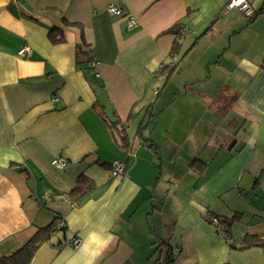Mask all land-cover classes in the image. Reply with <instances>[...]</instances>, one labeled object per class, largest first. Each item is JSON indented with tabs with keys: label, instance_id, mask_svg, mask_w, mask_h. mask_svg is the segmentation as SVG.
<instances>
[{
	"label": "crops",
	"instance_id": "crops-1",
	"mask_svg": "<svg viewBox=\"0 0 264 264\" xmlns=\"http://www.w3.org/2000/svg\"><path fill=\"white\" fill-rule=\"evenodd\" d=\"M228 1L0 0V257L59 217L30 264H152L162 239L173 264H264V44L235 39L264 42V0ZM211 215L237 217L229 241Z\"/></svg>",
	"mask_w": 264,
	"mask_h": 264
},
{
	"label": "trees",
	"instance_id": "trees-1",
	"mask_svg": "<svg viewBox=\"0 0 264 264\" xmlns=\"http://www.w3.org/2000/svg\"><path fill=\"white\" fill-rule=\"evenodd\" d=\"M50 42L52 43H59L62 41V37L56 38L52 32L49 34ZM180 47V44L176 41L173 43L172 49L170 51L171 58L175 57L177 55L178 49ZM264 66V63L263 65ZM173 72V68H171L165 78L167 81L171 74ZM147 116V113L144 115V121L142 120V123L140 124L138 128V133H141L143 130V122H145V118ZM152 117H149V120ZM194 164V163H193ZM93 188V183L87 179L84 176H81L76 186L66 195V197L69 199L70 202L75 203L82 199L88 192H90ZM219 219V218H218ZM237 217H233L230 220H223L219 219V224L221 225L223 229V237L225 240H230L229 238V228L233 221H235ZM63 221L59 217H55L52 219V221L47 224L44 227L38 228L35 233L30 237V239L16 252L11 254L8 257H0V264H30L32 262V259L34 258L36 252L47 242L50 241L52 235L56 231H65V223L64 226L58 228L59 223ZM170 240L168 239H162L159 241V244L157 245L156 252L158 258L156 264H173V256L172 251L173 248L169 243ZM263 245L262 240L256 236V235H247L243 245L240 247V249H246L254 246H260ZM155 258V259H156Z\"/></svg>",
	"mask_w": 264,
	"mask_h": 264
},
{
	"label": "built area",
	"instance_id": "built-area-1",
	"mask_svg": "<svg viewBox=\"0 0 264 264\" xmlns=\"http://www.w3.org/2000/svg\"><path fill=\"white\" fill-rule=\"evenodd\" d=\"M225 10L226 11L236 10V11L242 13L243 15H245L246 17H252L253 16V11H252L251 5L249 3V0H229L226 7H225ZM106 12L111 16H115V17L122 16V10L116 4L109 5L106 9ZM126 19H127L128 30H130V31L133 30L137 26V21L129 15L126 16ZM180 32L182 34L188 33V31L185 28H181ZM27 51H28V49L22 48L18 51V55L21 56ZM176 63H177V58L176 57L171 58L170 66H172ZM97 65H98L97 61L95 59L91 58L90 59V67L96 75H97V73H96ZM53 100H54V102L58 101L57 98H54ZM52 165L58 169H63L66 166V161H65V159H63L61 157H56L52 160ZM111 176L114 179L121 181L125 176V165L123 163L118 162V161H113L111 163ZM44 199L46 200L49 198L44 197ZM208 222L214 226V228L216 229L218 234L223 235V229H222L221 225L219 224V219L216 216H212V215L209 216ZM62 226H64V221H61L59 223L58 228H60ZM80 243H81V239L78 237H75V238L71 239L69 242H67L66 245L70 248L75 249L80 245ZM175 254H176V251L173 249L172 256L174 257Z\"/></svg>",
	"mask_w": 264,
	"mask_h": 264
},
{
	"label": "rangeland",
	"instance_id": "rangeland-1",
	"mask_svg": "<svg viewBox=\"0 0 264 264\" xmlns=\"http://www.w3.org/2000/svg\"><path fill=\"white\" fill-rule=\"evenodd\" d=\"M263 0H255L254 5L260 7L261 3ZM263 29L260 28L259 26H253L251 28H248V30H244L243 33H240V38H235V39H239V40H248V41H252L253 44V49L254 50H260L258 48L259 44H264L263 43H259V39H261V34H262Z\"/></svg>",
	"mask_w": 264,
	"mask_h": 264
},
{
	"label": "water",
	"instance_id": "water-1",
	"mask_svg": "<svg viewBox=\"0 0 264 264\" xmlns=\"http://www.w3.org/2000/svg\"><path fill=\"white\" fill-rule=\"evenodd\" d=\"M157 260H158V258L154 259V260L152 261V264H156Z\"/></svg>",
	"mask_w": 264,
	"mask_h": 264
}]
</instances>
